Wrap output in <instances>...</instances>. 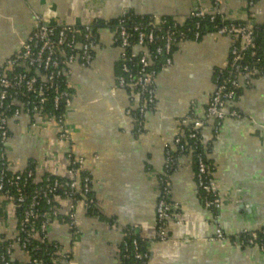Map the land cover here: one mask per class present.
<instances>
[{
  "label": "crops",
  "instance_id": "0c3cea01",
  "mask_svg": "<svg viewBox=\"0 0 264 264\" xmlns=\"http://www.w3.org/2000/svg\"><path fill=\"white\" fill-rule=\"evenodd\" d=\"M247 0H220L218 9L233 20L252 12L264 22V0L249 9ZM212 0H0V65L15 54L35 27L34 14L48 24L81 25L95 19H116L125 13L171 16L183 19L191 12L210 8ZM93 65L73 67V103L67 122L71 146L60 145L54 127L44 128L33 115L10 120L6 153L14 169H26L53 154L52 169L64 174L68 150L85 157L98 197L99 213L79 211L81 235L73 237L61 222H54L50 238L72 252V264H120L123 230L148 241L149 264H264V250L234 244L244 228H264V76L245 87L234 104L241 118H227L218 134L213 122L203 129L208 140L207 158L213 164L224 203L217 213L205 209L190 155H181L171 175L175 217L167 225L168 238H157L158 176L164 173L166 145L177 133L180 119L193 103L204 114L215 90V73L225 67L233 38L206 34L188 41L173 55V65L157 79V105L145 116L142 133L126 114L132 100L116 86L121 49L114 30L98 29ZM36 123L35 126L32 124ZM18 219L5 216L0 230L11 233ZM223 229L227 239L216 238ZM11 235V234H10ZM9 235V236H10ZM11 238V237H10ZM16 262L27 261L20 250Z\"/></svg>",
  "mask_w": 264,
  "mask_h": 264
},
{
  "label": "built area",
  "instance_id": "2783aa9c",
  "mask_svg": "<svg viewBox=\"0 0 264 264\" xmlns=\"http://www.w3.org/2000/svg\"><path fill=\"white\" fill-rule=\"evenodd\" d=\"M219 2L212 0V9H199L189 14L193 19H200L194 29L188 27L186 17L175 19L172 25L161 29L167 24L164 16H153L148 24L131 23L122 17L111 28L121 49L122 74L117 77L116 86L130 94L132 103L126 114L134 119L138 134L144 131L146 114L157 105L159 74L173 65V55L181 45L198 41L201 21L209 20L214 24V30L208 34L233 38L227 64L220 68L204 114L198 116L193 103L190 111L180 119L173 142L166 145L164 173L158 176L160 195L156 219L159 240L168 238L167 225L175 217L171 172L176 170L179 156L190 155L192 158L204 208L217 213L223 205L215 167L209 163L205 152L198 151L201 143L208 146L203 129L212 121L213 133L218 134L227 118H241L242 113L234 105L240 97L239 92L252 86L262 73L258 66L264 61V48L260 49L256 42L257 23L249 16L242 21L229 19L218 9ZM246 4L251 9L255 0H247ZM218 17L222 24L216 23ZM34 21L35 27L29 37L0 65V224L7 215L18 219L11 233L0 230V264L23 263L16 262V250L26 255L27 261L23 264H72V251L50 238V228L54 222H61L77 238L81 235L79 211L99 212L98 197L85 157L68 150L64 174H57L52 169L57 163L53 154L41 163L33 161L26 169L18 171L7 156L6 144L10 138V120L31 114L44 128L54 127L60 145H72L67 111L73 103L74 93L69 77L75 65L82 68L93 65L97 47L93 25L98 19L81 25L48 24L34 14ZM104 25L109 26V20H105ZM189 32H193V40L189 38ZM248 57H253L254 61H248ZM156 65L161 66V71L156 70ZM49 103L58 112L48 109ZM33 184L38 186L29 190ZM134 232L133 228L123 230V252L118 250L119 263H124L131 250L132 264H149V252L141 249L137 238L130 240ZM260 232L264 233V230L244 228L232 242L264 250ZM216 238L227 239L220 227L216 229ZM34 241L53 244L55 252L50 262L32 256L30 245ZM34 249H40L39 245Z\"/></svg>",
  "mask_w": 264,
  "mask_h": 264
},
{
  "label": "trees",
  "instance_id": "16d2710c",
  "mask_svg": "<svg viewBox=\"0 0 264 264\" xmlns=\"http://www.w3.org/2000/svg\"><path fill=\"white\" fill-rule=\"evenodd\" d=\"M256 1V0H255ZM124 17L126 18L129 22L131 23H135V22H141L143 24H148L149 22L152 21V18H153V15H144V16H141V15H134V14H130V13H125L123 14L122 16H120L119 18H116V19H110L109 20V26H105L104 25V21L103 19H98V21L96 22L95 25H93V33L95 34L96 36V40L98 39V29L101 28V27H109V28H114L121 20V18ZM166 17V20H167V24L164 25V28H161V29H165L166 27H169L170 25H172L174 23V18L171 17V16H164ZM249 17L251 19H253V14L252 12L249 13ZM186 23L188 25V27L190 28H195L196 26V22L197 21H200V19L198 18H191L189 17V15L186 17ZM237 21H242V20H237ZM217 24H222V20L220 17L217 18V21H216ZM214 30V24L209 22V20H203L201 21V37L198 39V41H200L206 34H208L209 32L213 31ZM257 37H256V42H257V45L260 47V49H263L264 48V22L263 23H257ZM193 37H194V34L193 32H189V38L191 40H193ZM151 48L153 49V46H151ZM248 61H254V58L253 57H248ZM260 67L262 73L261 75L259 76H264V61L258 66ZM156 70L157 71H161V66L160 65H156ZM219 72H220V68H218L216 70V73H215V78H214V81L215 83L217 82V79H218V76H219ZM122 74V69H121V63H119V66H118V76ZM242 90H240L239 94L241 93ZM48 109L54 111V112H58L56 110H54V108H52L51 104L49 103L48 104ZM199 116V115H198ZM207 146H204L202 143L199 145V148H198V151H202V152H207ZM207 160L209 161V159L207 158ZM209 163H211L209 161ZM174 171L171 172V175ZM57 178L59 179H63L62 177H59V176H56ZM38 185L36 184H33L29 187V190H32L34 189V187H36ZM99 212H89L88 214H98ZM21 214V210L18 211V215ZM127 229H132V228H127ZM264 230V228H262V231ZM260 236H261V239L263 240L264 242V233L260 232ZM133 238H137L139 240V243H140V246H141V249L144 250V251H148L149 254H150V251L148 249V241L143 239L142 237H140L136 232H134V234L132 235V238L130 240H132ZM35 245H39L40 249H34L35 248ZM32 251H31V254L33 257H39V258H44L46 261L50 262L51 261V258L54 256V252H55V247L53 246V244L51 245H46V243H39L37 241H34V242H31V245H30ZM120 249H122V252H123V244L120 245ZM132 251L130 250V252L128 253V258L125 259L124 263L122 264H132L134 262V257H133V254H131ZM18 263V262H17ZM20 264H23V263H20Z\"/></svg>",
  "mask_w": 264,
  "mask_h": 264
}]
</instances>
